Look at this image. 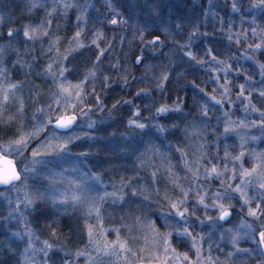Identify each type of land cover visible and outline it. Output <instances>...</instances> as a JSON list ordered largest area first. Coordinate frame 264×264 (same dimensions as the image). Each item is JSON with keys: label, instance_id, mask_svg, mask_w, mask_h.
Listing matches in <instances>:
<instances>
[{"label": "rangeland", "instance_id": "1", "mask_svg": "<svg viewBox=\"0 0 264 264\" xmlns=\"http://www.w3.org/2000/svg\"><path fill=\"white\" fill-rule=\"evenodd\" d=\"M121 1L117 5L110 6V9H106L101 6V3L95 5L94 0L85 2L62 0L58 2L57 6L54 4L48 7L42 15V22L39 26L30 29L36 30L38 34L34 32L32 36H25L23 31L25 38L49 41L50 46L57 49L60 46V39L52 28V19L59 14L67 16L66 14L73 13V30L68 46L61 57L62 61L58 65L51 63L50 70L47 68V76L53 83V98L48 101L49 103L45 107H36L32 113L33 123L29 132L23 131L19 137L9 139L11 140L9 143L12 144L11 151L4 148V145L9 143L0 144V151H3L5 155H10L16 161L18 169H21L23 164H27L29 169H36L24 179H26L28 189L33 196L37 192L42 194L40 199H35L33 203L29 204L25 200L23 182L0 190V222L4 225V234H6L3 239L5 252H10L15 256L14 264H27L22 254L23 247L28 242V232L25 231L27 225V228L33 232V242L36 244L37 250L44 248V240H48L54 245L48 253V259L52 261V264H63V261H70L71 264H138L136 253H130L131 250L128 246V240L136 239L152 241V252L160 260L156 264H163L164 261H167V264H264V252L258 239L259 232L264 230V187H262L264 185V124L259 123L264 121V113L259 112L258 104L253 98L254 94L252 93H255V90L250 88L247 95L239 94L228 111H219L215 123L208 122L206 125L208 134L216 135L218 143L228 141V138L231 137L238 141L240 152L236 162H238L239 169L235 166L232 167L233 161L229 163L227 160L224 163L223 156L221 157L219 152H217L218 157L208 155V162L206 164L201 162L196 169H187L188 164L183 161V168L192 172L194 179L183 178L184 181L187 179L188 185L185 183L181 185L179 183L181 179L176 177L180 175L170 161L172 157L167 149L170 145L162 142L166 140L169 129H165L163 126L162 130L161 124L156 121L145 124L146 121L138 120L147 126L144 129L139 128L137 124L128 125L131 130L136 128L141 132H148L151 127L155 134V137L150 136L153 141L150 140L148 146L140 152L139 156L137 155L136 162L139 168L137 175L132 178L133 181L136 178V184L133 186H131L130 180L110 181L102 173L95 172L89 162L92 154L79 150L78 146L82 143H89L93 140V133L97 129V122H99L97 113L85 106L86 100H88L87 96L91 94L93 97H97L95 86L99 82L105 83L106 86L109 84L111 71L107 67L112 66L114 69L117 67L120 73L126 71V74L129 69L124 71L129 66L118 65L120 60L118 54L120 48L124 49V55L128 51L126 48H132L131 42L136 37L135 30L137 28L132 22L133 18L127 16V10L123 6L126 1ZM217 1L191 0V3L192 7L198 9L197 15L202 16L204 21H208L209 19H219L216 10ZM228 1L232 4L233 12L238 11L237 7H233V3H237L236 0ZM127 3H132L131 9L135 4L141 3L144 11L148 10L147 13L154 17H158L161 11L159 0H129ZM13 4H15L14 0L5 4L2 1L0 13L10 14L14 9ZM66 4L67 8H65ZM117 10H119V19L114 24L111 21L117 17ZM97 19L101 22H97ZM249 20L255 21L256 17H250ZM220 22V27H223V20ZM107 30H111V33L107 34ZM12 35L11 33L9 36ZM113 42L118 43H115L114 46ZM156 44L157 42L150 43L147 45L148 49L150 50V46ZM189 44H191L190 47H193L192 43ZM9 47L8 43L0 41V49H2L0 51V120L6 116L3 110L5 106L10 107L15 103L22 107L23 92L27 91L18 83L11 81L10 73L6 70L5 60L9 59L8 56L12 54L16 57L18 55L16 48ZM184 47L189 46L184 45ZM101 49H103L102 55ZM86 50H91L94 53H91L93 55L92 67L87 69L83 81L77 82L72 80L69 75L68 61L75 54ZM159 50L161 49L159 48ZM188 52L184 53L190 59L191 56L187 55ZM56 56H59L58 52H56ZM142 58L141 55L139 62L141 66ZM15 60L19 61L17 58ZM149 67V65H143L141 73L147 74ZM92 68L94 71H91ZM64 69L67 70L64 71ZM226 69L223 70V73L227 78L229 75ZM62 71L63 76L60 75ZM99 71H102L103 79L97 74ZM61 83L69 89L68 92H63L59 88ZM10 85H15V87H9ZM226 87L227 83L224 84V89H227ZM262 89L261 95L264 94V85ZM240 90L244 92V90ZM226 94L224 92L223 96ZM73 105L78 117L76 129L70 133L57 132L59 137L65 139L74 137L68 144L71 151L68 153H62L59 150L57 152L50 151L46 146L56 137L52 136L55 130L52 124L47 123V118L64 114L65 107L70 114ZM41 124L44 125L43 129H41ZM178 133L183 140V153L198 156L199 147L205 136L204 127H201L200 123L187 125ZM23 136L28 138L27 148L22 154H18L17 145L14 142ZM218 143L214 144L215 151L220 150ZM33 149L45 155V159L35 165L31 162ZM213 164L217 165L218 171L222 174H206V168L210 169ZM253 168L256 171L250 172L247 176L244 175L245 169ZM233 169H235V179H232ZM58 172L62 175H56ZM162 172L165 173L164 176L161 175ZM94 174H98L99 179H95ZM49 176H55L54 182L48 179ZM71 177L81 180L83 183L77 186L69 179ZM184 177L187 176L184 175ZM237 185L245 189L244 195L248 197L247 201L244 199V195L237 190ZM62 193H67V200L53 199L54 196ZM75 193H81L79 201L72 199ZM178 193L181 194L179 197H177ZM139 194L141 197L145 196L143 199L147 200L144 206L139 202H134ZM201 195L204 196L203 202L199 199ZM157 197L161 201L167 200L165 206L169 207L173 202L184 198L185 203L181 207H186L189 211L185 213V217H181L171 206V208L162 211L161 221H158L156 217L148 219L149 213L152 211V202L150 205L146 202L152 201L154 198L157 199ZM173 197L176 198L175 201L171 200ZM17 199L21 201L20 204L15 203ZM217 200L220 201V204L228 205L231 208V216L226 220L219 215L220 206L213 207ZM37 202H42V205L44 203L52 212L59 213L61 218H73L75 215L81 217L83 228L76 238L78 240L66 243L53 238L46 239L35 233L30 217ZM91 205H96L99 212L97 213L94 208H91ZM10 208L12 209L11 214ZM251 209H258V211L253 215ZM108 219L112 223L120 224L107 227ZM89 222L90 225L87 224ZM157 225H160V228ZM185 226L191 229L190 233L181 231ZM117 230H119L120 241H127L125 248H120L118 244L113 243L118 240ZM168 232H171V248L166 252L165 248L169 241L164 234ZM17 233L23 235H17ZM201 233L203 234L202 239H200ZM236 233L240 234L237 241L239 248L232 241V237ZM193 237L199 240L198 244ZM109 245H111L109 251H104L109 248ZM185 253L187 255H184ZM28 255L31 256L32 252L30 251ZM44 258L43 252L33 257L37 262Z\"/></svg>", "mask_w": 264, "mask_h": 264}, {"label": "trees", "instance_id": "2", "mask_svg": "<svg viewBox=\"0 0 264 264\" xmlns=\"http://www.w3.org/2000/svg\"><path fill=\"white\" fill-rule=\"evenodd\" d=\"M2 1L5 4L11 0H0V5ZM59 1L62 0H14V9L10 14L0 13V41L18 50L16 57L8 52L9 59L5 60L6 70L10 73L11 81L27 89L23 92L22 107L14 103L3 109L6 116L0 120V144L11 142L9 139L19 137L23 131L29 132L33 123L32 113L36 107H45L53 98V83L47 76V68L51 63L58 65L62 61L61 57L73 30V13H68L67 16L59 14L52 19V28L60 39L57 49L51 47L49 41L25 38L23 31L25 28L38 27L45 10L54 4L57 6ZM124 1L127 16L133 18L132 22L137 28L136 37L133 43L131 42L132 48H126V55L123 54L124 49L120 48L118 54V65L129 66L124 71L129 69L126 74V71L120 73L117 67H107L111 71L109 84L106 86L105 83L99 82L95 86L97 97L91 94L87 96L85 106L97 113L100 124L97 122L93 140L82 143L78 146L79 150L92 154L89 162L95 172L102 173L110 181L130 180L133 186L136 184V178L135 181L132 178L137 175L139 168L137 155L148 146L150 140L153 141L150 136L155 137V134L151 127L148 132H141L136 128L131 130L128 126L131 124L129 120L146 121L145 124L156 121L165 129H169L166 140L162 142L170 145L167 147L172 157L170 161L180 175L176 177L181 179V185H188L187 179L184 181L183 178L194 179L192 172L183 168V161L187 162V169H196L201 162H208V155L218 157L219 152L224 163L227 160L229 163L233 161L232 167L239 169L236 162L240 152L238 141L231 137L228 141L218 143L216 135L208 134L206 125L208 122L215 123L218 112L228 111L235 97L242 93L247 95L250 88L256 91L252 94L259 112L264 113V94L261 95L260 92L264 85V7L258 5V0H236L238 11L233 12L230 1L218 0L216 10L219 19L223 20V27H220L219 19L204 21L202 16L197 15L198 9L192 7L191 0H159L161 11L158 17L147 13L148 10L144 11L141 3L135 4L131 9L132 3H127L129 0ZM94 2L95 5L101 3V6L110 9V6L122 1ZM250 17H256V20L251 22ZM97 22L101 21L97 19ZM9 29H14L12 36L8 35ZM110 31L107 30V34H110ZM154 36H160L162 43L157 41L156 45L150 46V51L147 45ZM115 43L112 45L115 46L118 42ZM189 43H192L193 47H190ZM184 45L189 47L185 48ZM145 46L147 48H144ZM187 51L194 54L190 59L185 56L184 52ZM56 52L59 56H56ZM91 53L94 54L91 50H86L69 59V75L72 80L83 81L87 69L92 67ZM141 55L142 66H150L147 74L141 73L142 66L136 61ZM248 57L251 59H247ZM16 58L19 59L18 62L14 61ZM225 68L229 75L227 78L223 73ZM91 71H94L93 68ZM97 74L103 79L102 71ZM226 83L227 91L224 89ZM240 85H244V92L240 90ZM224 92L227 94L223 96ZM212 96L224 102L213 100ZM178 97L181 101L179 108L175 107ZM161 105L170 106L165 111L167 114L157 112ZM202 105H207V114L203 113ZM137 108L140 109L138 113ZM196 123L204 127L205 136L198 156H192L183 153V140L178 132L185 126ZM75 129L76 127L68 133ZM215 142L220 150H214ZM164 174L161 173L163 176ZM180 195L178 193L177 197ZM139 196L134 202L144 206L147 200L143 199L145 196ZM171 200L175 201L176 198ZM166 201L157 197L146 202L148 205L152 202L148 219L156 217L161 221L162 211L171 208L165 206ZM30 220L35 233L46 239L53 238L66 243L76 242L83 228V219L78 215L73 218H61L59 213L52 212L44 203L42 205V202L36 203ZM87 224L90 225V222ZM119 224L112 223L109 219L106 221L107 227ZM4 236V225L0 222V264H14L15 256L5 252L3 247ZM128 246L130 253H136L137 261H160L152 252L151 240H128Z\"/></svg>", "mask_w": 264, "mask_h": 264}, {"label": "snow or ice", "instance_id": "3", "mask_svg": "<svg viewBox=\"0 0 264 264\" xmlns=\"http://www.w3.org/2000/svg\"><path fill=\"white\" fill-rule=\"evenodd\" d=\"M258 5L260 7H264V0H258ZM68 5H65V8H67ZM233 7L236 8L237 5L235 3H233ZM81 15H83V13H81ZM119 19V10H117V17L115 19H113L111 22L112 23H117ZM79 20V17H78ZM127 22V21H125ZM177 27H179V25H177ZM14 31V29H9V35H11V33ZM44 31L46 32L47 29L45 28ZM34 32H36V34H38V32L36 30H30L29 28H25L24 30V35L25 36H32L34 34ZM77 35H79V33H77ZM157 41H161V37L160 36H154L152 41H150L149 43H155ZM257 47H259V45H257ZM0 51H2V49H0ZM103 54V49H101V55ZM188 56H193L194 54L192 52H188L187 53ZM214 56V54H213ZM141 57H137V59H140ZM97 60H99V57H97ZM51 69V64L48 65V70ZM67 69H64V71H66ZM61 76H63V71L60 73ZM165 79L167 78L166 76L164 77ZM9 87H15V85H10ZM241 89L243 90L244 85H240ZM59 88L63 91V92H68L69 89L64 87V84L61 83L59 85ZM225 91H227V89H225ZM77 95H79V93H77ZM211 95V94H209ZM213 100H219L220 103H223L224 101L222 99H219L215 96H212ZM57 103L59 104V101H57ZM181 106V101L179 100V97L177 98V101L175 103V107L179 108ZM87 107V106H86ZM168 105H161L160 108L157 109V112H165L168 110ZM82 111V110H81ZM140 111L139 108L136 109V112L138 113ZM202 111L203 113L207 114L208 112V107L207 105H202ZM77 120V112L75 109V106H72V110L71 113H68L67 107H65V112L64 114H59L58 116H48L47 118V123L48 124H56V125H60L63 128H68L70 125H73L74 122ZM129 123L131 124H137L139 126V128L144 129L147 126L141 122H139L138 120H129ZM259 123L264 124V121H260ZM44 128V125L41 124V129ZM160 128L163 130V125H160ZM39 131V130H37ZM226 131H227V127H226ZM52 136L56 137L55 140H51L49 145H47L46 147L53 152H57L58 150L62 153H68L71 151V149L68 147V144L70 143L71 139H73L74 137H68L67 139L63 138V137H59L57 132H53ZM27 136H23L21 137L20 140L15 141L14 143L17 145V153L18 154H22V152L24 150H26L27 148ZM5 149H8L9 151L12 150V144H5L4 145ZM242 155V154H241ZM37 157H39V159H37ZM45 159V155L41 154L39 151H37L36 149L32 150V163L35 165L37 163H40L42 160ZM236 159H239V157H236ZM257 167H259V165H257ZM36 169L32 168L29 169L27 164H23L21 169L17 168V164L16 161L14 159L11 158L10 155H5L3 151H0V184H7V185H12L13 183H20L23 182L24 183V192H25V200L31 204L33 203V201L35 199H40L41 198V193L37 192L35 196H33V194L29 191L28 186H27V181L26 179H24V177H26L27 175H29L31 172H35ZM256 171L255 168L253 169H245L244 171V175L247 176L249 175L250 172H254ZM23 173V176H22ZM206 174H217L220 175L222 174V172L218 171L217 165L213 164L211 166L210 169L206 168ZM56 175H62V173H56ZM198 175V172H197ZM95 179H99V175L98 174H94ZM48 179L50 181L55 180V176H49ZM70 180H72L73 183H75L77 186H80L83 181L81 180H77L74 177L69 178ZM232 179H235V169H233V177ZM242 183H244L242 181ZM262 187H264V185H262ZM237 190L244 195L245 193V189L241 188L240 185L236 186ZM19 191V189H17ZM133 191H135V189H133ZM105 195H108V193H105ZM118 195V194H117ZM81 197V193H75L72 196V199L79 201ZM121 198H123L121 196ZM53 199H59V200H67L68 199V195L67 193H62L58 196H54ZM200 201L203 202L204 201V196L201 195L199 197ZM244 199L247 201L248 197L246 195H244ZM16 204H20L21 201L19 199H17L15 201ZM185 203V199L181 198L180 200L173 202L172 203V208L175 209L176 213L181 216V217H185V213H188V209L186 207L182 208L181 206ZM11 205V202H10ZM217 205L220 206V213L219 215L221 217H227L230 215L231 212V208L228 205H223L220 204V201L217 200L215 202V204L213 205V207H216ZM91 208H94L95 211H97V213L99 212V208L96 205H91ZM259 207V206H258ZM11 208H10V214H11ZM258 211V209H251V212L253 215L256 214V212ZM189 215H191V213H189ZM211 219V218H209ZM25 231L28 232V242L25 244V246L23 247V259L25 262H27V264H52V261L50 259H48V253L49 251L54 247V245L52 243H50L48 240H44V248L37 250L36 244L33 242V232L31 229L27 228V225L25 226ZM182 232H186V233H190L191 229H189L187 226H185L183 229H181ZM90 234H91V226H90ZM17 235H23L22 233H17ZM117 235H118V240L113 242L115 244H118L120 248H125L126 242H121L119 239V230H117ZM165 238L169 241V243L167 244L165 251L167 252L170 248H171V244H170V238H171V232L165 233ZM239 233H236L233 237H232V241L233 244L239 248V243L238 238H239ZM259 237L261 239V241H264V231L259 232ZM203 238V234H200V239ZM194 240H196L197 244L199 243V240H197L196 237H193ZM111 248V245H109V248L104 249V251H109V249ZM32 252V255L29 256L28 253ZM40 252H43L44 254V259L40 260L39 262H37L36 259H33V257L38 256ZM184 255H187L186 253ZM91 259V257H90ZM190 259V258H189ZM63 264H71L70 261H63ZM138 264H146L145 261L140 260L138 261ZM155 264V262H154ZM163 264H167V261H164Z\"/></svg>", "mask_w": 264, "mask_h": 264}, {"label": "water", "instance_id": "4", "mask_svg": "<svg viewBox=\"0 0 264 264\" xmlns=\"http://www.w3.org/2000/svg\"><path fill=\"white\" fill-rule=\"evenodd\" d=\"M140 60H141V59H138V60H137V64H139ZM77 124H78V117H77V120L74 122V124H73V125H70L68 128H63V127H61L60 125H56V124H52V127H53V129H54L55 131H57V132H59V133H67V132L71 131L72 129H74V128L77 126ZM13 184H15V183H13ZM13 184H12V185H13ZM9 186H11V185L0 184V189L5 188V187H9ZM229 216H231V212H230V215H229ZM229 216H227V217H222V219L226 220L227 218H229ZM263 231H264V230H263ZM258 239H259V243H260V245H261V248H262V250H263V252H264V241H261V239H260V237H259V234H258ZM146 264H154V263H146ZM155 264H156V263H155Z\"/></svg>", "mask_w": 264, "mask_h": 264}]
</instances>
